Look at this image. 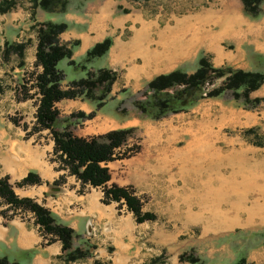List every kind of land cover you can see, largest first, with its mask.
I'll return each instance as SVG.
<instances>
[{
  "label": "rangeland",
  "instance_id": "1",
  "mask_svg": "<svg viewBox=\"0 0 264 264\" xmlns=\"http://www.w3.org/2000/svg\"><path fill=\"white\" fill-rule=\"evenodd\" d=\"M12 1L13 5L8 11L0 12L2 18L0 156L10 153L8 147L11 142L22 144L28 152L36 151L39 160L46 167L57 170L58 161L52 152L53 142L49 131L43 128L36 130L35 111L38 94L33 82L40 69L33 59V45L36 41V27L42 22L40 19H44L43 14L46 18L54 17L58 21H61L62 16L58 13L44 12L39 8L32 9L31 0ZM84 1L86 0H68L67 8L72 10L81 8L82 11L86 9ZM121 1L125 6H138L145 16L152 19L155 14L161 13L163 20L169 17L168 13L171 12L181 15L200 6L210 12L219 8L218 0ZM0 5H4V0H0ZM127 10L128 8L122 6L116 7V13L117 11L125 13ZM16 13L22 16L17 14L16 19L11 21ZM168 23L170 24L171 21L169 20ZM250 23L252 32L246 34L247 39L260 42L264 39V0L262 14L256 19H250ZM211 27L212 32L217 31V26ZM258 30H260L259 35L255 37L254 32ZM10 36L14 39L10 40ZM4 43L21 45L22 48L20 52L10 47L5 50ZM222 45L224 49L232 50L234 54L232 61L237 68L258 69L264 72L263 51L255 50L252 44H243L234 51L233 43L227 39ZM206 57L211 62L215 54L213 52ZM103 61V58H95L88 65V70L100 68ZM213 63L219 61L213 59ZM230 63L224 62L215 66L234 67ZM194 66L195 63L190 64L188 61V64L184 65V70L190 72ZM56 67L64 74L62 88H65L70 80L85 76L84 70L68 65L66 59L58 61ZM117 73L119 74L120 70ZM117 79L116 84L120 88L122 80ZM219 83L220 79L214 81L215 85ZM142 89L143 87L136 91L134 89L129 93H119V91L109 93L105 104L94 112V115L108 118L107 123L104 122V126L99 128L98 125L102 122L94 115L87 119L76 116L68 118L70 113L82 111L67 109L61 101L55 104L59 119L66 118L75 135L84 134L83 137H88L101 134L103 130L132 127L131 136L115 151L118 155L125 152V157L115 160L127 159L128 164L130 158L141 161L147 159L151 165H156L155 172H150V185L144 186L148 187L147 191L135 195L136 188L133 185L136 184L139 188L143 184L134 182L136 179L132 170L123 169L122 165L116 166L118 164L116 161L109 163L112 167L111 174L109 173L112 177L111 183L117 186L125 184L124 187L131 189L141 201V211L154 215L153 220H146L147 222L135 226L137 224L132 213L126 210L124 204L115 202V209H121L123 206V211L131 215L132 235L139 238L131 242L132 253L135 255V246L139 247L140 243H144L146 250L141 249V252L150 253L151 257L145 256L146 259L141 264H170L172 256L177 258V264H190L178 260L181 252H191L202 261V264H233L241 256L245 258L246 264H264V102L255 108H244L240 100L232 99L230 93L225 92L217 98L200 100L185 111L169 113L154 120L142 117L132 106V100L141 96ZM253 93L256 94L255 97L264 96V81ZM80 100L89 103L92 110L95 109L91 101ZM85 127L96 129L86 132ZM191 145L193 148L195 145L196 147L200 145L203 154L205 152L212 155L217 152L222 161L215 159L213 169L206 172L200 167V163L205 161V158L191 150ZM244 151L245 154L247 153L245 155L247 163L238 165L236 162L231 164L228 161L230 154L237 155ZM238 166H242L240 172L246 175L243 177L245 178L243 184L235 185L236 179L239 182L244 180L239 176L241 173L237 172ZM61 171L64 172L61 174L63 178L61 183L74 187L75 182L79 192L83 188H94L101 192L102 196L101 187L89 185L81 187L74 176L68 175L65 170ZM247 175L251 178L249 179ZM218 178L225 179L226 182L221 184ZM247 180L249 183H246ZM6 212L10 213L9 210ZM15 212L19 220L27 222L28 216L25 217L27 210L17 208ZM145 226L146 228L139 232V228ZM153 230H159L160 234H167L170 237L176 234V240L168 238L167 242L161 240L158 242L155 241L156 237L150 239L147 234L150 235ZM92 247L88 243L82 249L89 251L93 249ZM154 258L156 260L150 262Z\"/></svg>",
  "mask_w": 264,
  "mask_h": 264
},
{
  "label": "crops",
  "instance_id": "2",
  "mask_svg": "<svg viewBox=\"0 0 264 264\" xmlns=\"http://www.w3.org/2000/svg\"><path fill=\"white\" fill-rule=\"evenodd\" d=\"M218 1L217 11L210 12L200 6L181 15L174 12L168 13L169 17L163 20L161 13L155 14L152 19L145 16L138 6H125L121 0H86L84 1L86 9L82 11H80L81 8L75 10L68 8L65 13H59L62 16L61 21L55 20L54 17L46 18L42 11L44 19L40 20L64 22L67 25L66 29L59 33L58 40L67 45L77 41V44L71 48L70 57L75 62L82 59L86 50L93 44L106 36L110 37V47L104 55L98 57L104 60L100 68H108L116 73L120 70L110 87V93L118 92L122 88L127 91L134 89L136 91L144 87L145 83L155 75L184 67L188 61L190 64L196 63L199 55H212L214 52L215 57H212L210 62L213 66L224 62L230 63L234 54L232 50L224 49L222 43L226 39L233 43L234 51L243 44H252L255 50L264 52V39L260 42L247 39L246 34L252 32V24L250 19L243 15L240 1ZM117 6L128 8V10L125 13L118 11L116 13ZM17 14L22 16L16 13L11 21L16 19ZM1 22L2 18H0ZM211 26H217V31L212 32ZM256 27L258 29V26ZM259 32L260 30L254 32L255 37L259 35ZM0 34H2L1 24ZM13 39L10 36V40ZM5 41H7L6 37ZM35 44L36 41L33 45V59ZM213 59L219 63L214 64ZM223 60L226 61L223 62ZM233 62L230 64L234 66ZM117 78L122 80L120 88L116 84ZM253 92L250 93V97L256 96ZM60 101L64 102L67 109H79L84 113L92 111L91 105L80 99ZM94 117L102 122L98 128L103 127V123L108 121V118L104 116L100 117L96 114ZM85 129L86 132H90L96 128L85 127ZM101 132L104 133L106 130ZM83 136L84 134L81 137ZM8 148L10 153L0 156V177H8V182L18 197H28L40 203L60 223L70 227L77 235L72 240V247L83 248L89 243L93 249H89L90 255L84 259L65 261L59 240L43 244L30 221H21L17 217L5 219L0 214V257L17 264H96L97 262L99 264H141L145 261V256L151 257L150 253L141 252V249L146 250L144 243H140L139 247L135 246L136 254L132 253L131 242L139 238L132 235L131 215L123 211V206L121 209H115V202L103 204L100 202L101 192L94 188H83L79 192L75 182L74 187L61 183L57 185V191L52 190L51 182L63 174V171L46 167L39 160L36 151L28 152L25 145L11 142ZM130 159L128 164L127 159H123L109 161L105 165L110 174L112 167L109 163L115 161L118 162L116 166L122 165L123 169L132 170L136 179L134 182L143 184L139 188L136 184H132L136 188L135 191L133 190L134 194L139 195L147 191L148 187L144 186L150 185V172L156 169V165H151L147 159L143 161ZM30 170L37 174L40 184L16 188L13 183ZM111 181L110 175L108 183ZM145 222L147 221L135 223L137 224L135 226ZM145 228L146 226L139 228V232ZM147 235L150 239L156 237L155 241L158 242L159 240L167 242L168 238L176 240V234L170 237L167 234H160L159 230H153L150 235ZM170 264H177V258L172 256Z\"/></svg>",
  "mask_w": 264,
  "mask_h": 264
},
{
  "label": "trees",
  "instance_id": "3",
  "mask_svg": "<svg viewBox=\"0 0 264 264\" xmlns=\"http://www.w3.org/2000/svg\"><path fill=\"white\" fill-rule=\"evenodd\" d=\"M31 1L32 9L39 8L47 13H65L68 9V0ZM239 1L246 17L256 19L262 14L263 0ZM12 5V0H4V5H0V12L8 11ZM66 27L64 22L50 20L42 21L36 27L34 62L40 67L33 82L38 94L35 111L36 130L43 128L49 131L53 142L52 152L58 161L57 170H65L68 175L74 176L81 187L85 185L101 187L100 202L124 204L126 210L132 213L136 223L153 220L152 213L141 211V201L131 189L108 183L110 174L105 163L125 157V152L118 155L115 151L126 143L133 128L113 129L101 134L81 137L73 134L66 118L58 117L55 104L62 99L91 101L90 103H94V110L86 114L70 113L68 118L92 117L95 110H98L105 104V99L109 98L110 87L117 77V73L108 68L88 70V65L95 58L106 53L111 44L110 37L106 36L93 44L86 50L83 58L75 62L70 57L71 48L77 44V41L67 45L58 40L59 33ZM8 47L18 52L22 48L21 45L6 44L5 50ZM62 59H66L68 65L85 71L84 77L70 80L65 88L61 86L64 74L56 67L57 62ZM217 79H220V83L215 85L214 81ZM263 81L264 72L261 70H242L229 65L213 66L205 55H199L194 69L190 72L184 70V67H177L153 76L145 83L141 96L132 100V106L142 117L157 120L169 113L185 111L200 100L217 98L229 92L231 98L240 100L244 108H255L264 102V96L250 97V93L257 90ZM119 92L129 93L126 89ZM62 179L59 175L51 184L57 186ZM14 184L17 187L40 184V179L36 173L28 171ZM0 198L12 209L10 215L6 213V209L0 210L2 217L12 218L17 208L32 212L35 223L40 226L44 234L49 235L43 244L59 240L65 261L82 259L89 255L88 249L72 247V240L77 235L70 227L60 223L46 207L31 198L18 197L13 192L7 176L0 177ZM155 260L154 258L150 262L153 263ZM178 260L190 264H202V261L191 252H181ZM0 264L17 263L0 257ZM233 264H246L245 258L241 256Z\"/></svg>",
  "mask_w": 264,
  "mask_h": 264
},
{
  "label": "bare ground",
  "instance_id": "4",
  "mask_svg": "<svg viewBox=\"0 0 264 264\" xmlns=\"http://www.w3.org/2000/svg\"><path fill=\"white\" fill-rule=\"evenodd\" d=\"M194 146V145H193ZM191 150H193L194 152H198V154H199V156H201V157H204L205 158V161H203V160H201V161H203V162H199L200 163V167H201V169H205V171L206 172H209V170L211 169H213L212 167H213V162L215 161V159H219V160H221L220 159V155L217 153V152H215L214 154H210L209 155V153H205L204 152V154L202 153V151H203V149L201 148V146L199 145V146H197L196 147V145H195V147L193 148L192 147V145H191ZM196 150V151H195ZM207 152V151H206ZM247 154V153H246ZM245 154V151L244 152H241V153H238L237 155L236 154H234V155H229V157H228V161L232 164V163H235L236 162V164L238 163V165H242V164H244V163H247L248 162V160L245 158L246 155ZM218 155V156H217ZM222 161V160H221ZM244 167H245V165H244ZM242 168V166H238V173H241V175H239V176H241L242 177V179H244V180H242V182H239V180L238 179H236L235 181H234V184L235 185H239V184H243V182L245 181V178H243L244 177V175H246L244 172L242 173V172H240L241 169ZM248 169H250V168H248ZM252 170V169H251ZM235 171V170H234ZM253 171V170H252ZM234 173H236V171L234 172ZM237 176H238V174H236ZM250 175V174H249ZM248 176V175H247ZM252 176V175H251ZM257 176H258V174H257ZM235 177V176H234ZM249 177V176H248ZM232 178V177H231ZM238 178V177H237ZM251 177H249V179H250ZM256 178V177H255ZM248 179V180H249ZM252 179H253V177H252ZM218 180H219V183H224V182H226V180L225 179H221V178H218ZM247 180V182L246 183H249V181ZM246 187V186H245ZM232 189V188H231ZM213 216V215H212ZM226 221V220H225ZM249 222V221H248Z\"/></svg>",
  "mask_w": 264,
  "mask_h": 264
},
{
  "label": "built area",
  "instance_id": "5",
  "mask_svg": "<svg viewBox=\"0 0 264 264\" xmlns=\"http://www.w3.org/2000/svg\"><path fill=\"white\" fill-rule=\"evenodd\" d=\"M117 150V149H116ZM28 216V218L27 219H29V220H33L34 218H33V215L31 214V213H29V212H27L26 213V215H25V217H27ZM35 229H39V226L36 224L35 226Z\"/></svg>",
  "mask_w": 264,
  "mask_h": 264
},
{
  "label": "water",
  "instance_id": "6",
  "mask_svg": "<svg viewBox=\"0 0 264 264\" xmlns=\"http://www.w3.org/2000/svg\"><path fill=\"white\" fill-rule=\"evenodd\" d=\"M50 187H51V189H52V190H55V191H57V190H58V188H57V186H56V185H52V184H51V185H50Z\"/></svg>",
  "mask_w": 264,
  "mask_h": 264
}]
</instances>
